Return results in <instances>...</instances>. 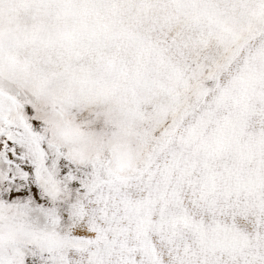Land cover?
Listing matches in <instances>:
<instances>
[{"label": "snow or ice", "instance_id": "obj_1", "mask_svg": "<svg viewBox=\"0 0 264 264\" xmlns=\"http://www.w3.org/2000/svg\"><path fill=\"white\" fill-rule=\"evenodd\" d=\"M0 264H264V0H0Z\"/></svg>", "mask_w": 264, "mask_h": 264}]
</instances>
